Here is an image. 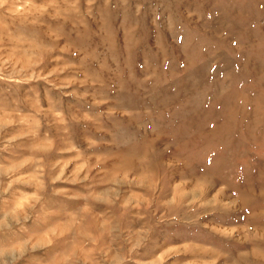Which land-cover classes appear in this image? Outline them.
<instances>
[{
    "label": "rangeland",
    "instance_id": "1",
    "mask_svg": "<svg viewBox=\"0 0 264 264\" xmlns=\"http://www.w3.org/2000/svg\"><path fill=\"white\" fill-rule=\"evenodd\" d=\"M0 264H264V0H0Z\"/></svg>",
    "mask_w": 264,
    "mask_h": 264
}]
</instances>
